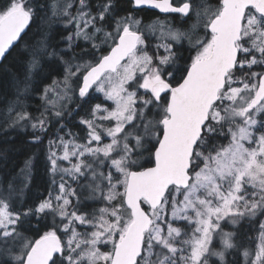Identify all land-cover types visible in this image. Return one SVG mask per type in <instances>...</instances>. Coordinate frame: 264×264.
<instances>
[{
  "label": "rangeland",
  "instance_id": "374dc122",
  "mask_svg": "<svg viewBox=\"0 0 264 264\" xmlns=\"http://www.w3.org/2000/svg\"><path fill=\"white\" fill-rule=\"evenodd\" d=\"M56 3L62 10L61 21L69 27L68 49L78 42L95 44L98 36L105 42L113 31L138 27L140 22L128 15L118 27L114 24L112 30H106L98 26L88 0ZM13 7L22 4L16 2ZM210 13L194 12V31L200 27L201 17ZM157 27L162 30L157 33L161 41L154 53L148 50L151 44L141 38L139 49L116 72L104 74L87 96L78 91L76 81L93 62L86 66L85 59L66 62L63 74L42 94L43 110L28 120L38 132L50 131L48 159L56 184L54 190L48 188L37 211L52 213L63 233L69 264L111 263L114 247L132 218L124 200L127 177L143 161L150 143L157 141L166 114L162 102L148 95V83L165 74L174 59V43L186 39L194 45L192 60L211 47L203 34L194 37L185 30L167 29L161 22ZM239 48L249 58L254 50L264 51V19L254 11L246 15ZM257 76L227 77L208 126L209 135L219 137L211 145L208 139L200 144L187 187H175L157 208L148 207L152 224L140 264H211L212 258L231 248L242 221L254 224L257 232L254 264L264 259V101L255 108L251 105ZM76 110L79 116L75 120L83 133L64 123ZM87 200L93 201L90 211L79 212ZM18 220L7 199L0 200V254L7 238L19 234ZM20 243L16 250L26 248L23 254L7 253L13 252L17 264L23 263L32 246L29 241Z\"/></svg>",
  "mask_w": 264,
  "mask_h": 264
},
{
  "label": "trees",
  "instance_id": "16d2710c",
  "mask_svg": "<svg viewBox=\"0 0 264 264\" xmlns=\"http://www.w3.org/2000/svg\"><path fill=\"white\" fill-rule=\"evenodd\" d=\"M189 1L192 8L186 19H180L179 15L172 13L162 14L146 7L136 8L131 0H88V5L91 13L97 17L98 26L106 30H112L114 24L119 25L120 21H123L128 15L136 20L140 19L138 27L133 25L132 29L141 32L142 39L151 44L148 50L154 53L153 48L157 49L156 43L161 41L157 34L160 32L157 30L159 22L167 29L185 30L194 37L202 34L207 37V34L210 33L208 30L209 21L219 13L222 6L221 0ZM16 2L22 4V7L28 12L29 24L19 42L0 63V200L7 199L9 209L19 215L16 226L19 234L16 237L7 238L5 251L0 254V264H17L13 259V252L10 253L12 255L7 253L9 250H14L18 254H23L26 248L21 252L16 250L17 246L21 244V240L33 244L42 234L51 231L58 232L62 242L64 240L62 231L53 221L52 213L44 214L37 211L48 188L54 190L56 184L54 172L48 159L47 143L50 140V131L40 133L31 128L28 120L43 110L42 94L55 78L63 74L66 62L77 58L85 59L84 66L88 62L94 63L102 53L107 51L110 44L108 41H111L109 37L104 42L98 36L95 44L78 42L72 46V49H68L66 39L70 31L69 27L61 21L62 10L56 0H0V17L14 8L13 4ZM197 10L207 13L210 11L211 13L210 16L203 15L201 17V25L194 31L193 28L197 21H195L196 15L193 16V14ZM249 11L256 13L252 7L247 9V14ZM259 16L264 19L261 15ZM121 31L122 29L113 31V35L117 36ZM194 49L195 46L186 39L175 43L174 59L171 64L174 63V67L177 68V71L179 70L180 78L183 77L192 61ZM248 56L247 51L239 50V64L230 71L229 75L232 74L238 79L242 76L250 78L252 73L258 75L262 73L264 51H252V56L255 58L251 63H246L248 59L252 58V56L250 58ZM82 73L80 72V74ZM149 96L151 95L149 94ZM98 100L103 102L101 98ZM86 108L87 105L83 103V115L85 116ZM78 113L79 110L77 112L79 116ZM78 116L75 118L74 115L73 121H76ZM209 123L210 120L206 124L199 146L207 139L211 145L212 141L219 137L216 133L209 135ZM50 128L52 127L50 126ZM70 128L78 133L84 132V128L77 123H74V126ZM156 142H149L150 146L146 148L147 155L140 164L134 165L132 169L142 168L153 163V149ZM174 188L171 187L168 194ZM92 203L93 201H84L78 211H90L89 207ZM143 205L148 209L145 202ZM256 233L254 224L242 221L235 231L231 248L221 257L212 258L211 264H254ZM63 246V253L57 255L51 264H69L65 259L67 251L64 242ZM22 257L23 255L20 256V258ZM140 260L138 264H140ZM260 264H264V259Z\"/></svg>",
  "mask_w": 264,
  "mask_h": 264
},
{
  "label": "water",
  "instance_id": "95a60500",
  "mask_svg": "<svg viewBox=\"0 0 264 264\" xmlns=\"http://www.w3.org/2000/svg\"><path fill=\"white\" fill-rule=\"evenodd\" d=\"M136 8L146 7L160 13H180L187 16L190 2L181 5L173 0H131ZM248 7L264 16V0H222V8L209 23L214 33L208 54L195 60L182 81L172 88L168 102V116L162 118L163 131L154 149V162L132 170L126 181L124 200L132 219L117 241L110 264H137L144 253L146 232L152 216L143 206L157 208L170 187L185 188L192 174V157L204 132L212 106L226 84L229 71L236 66L242 38L243 22ZM29 24L23 7H16L0 17V63L19 42ZM140 33L123 31L117 42L98 62L89 67L83 77L81 92L86 93L106 71H115L138 47ZM171 86L156 80L151 89L159 95ZM264 100V72L259 77L252 107ZM63 253V243L57 233L39 237L28 251L23 264H51Z\"/></svg>",
  "mask_w": 264,
  "mask_h": 264
},
{
  "label": "flooded vegetation",
  "instance_id": "af4514ba",
  "mask_svg": "<svg viewBox=\"0 0 264 264\" xmlns=\"http://www.w3.org/2000/svg\"><path fill=\"white\" fill-rule=\"evenodd\" d=\"M188 2H189V0H187ZM187 1H185V2H187ZM173 2L175 3V4H177V5H181V4H183V3H185V2H182V3H180V2H177L176 0L174 1L173 0ZM191 4V3H190ZM191 8H192V4H191ZM172 14H176V15H179L180 16V19H186V17L189 15H187V16H183L182 14H180V13H172ZM128 30H133L132 28H130V29H128ZM208 30H209V25H208ZM123 31H127V30H122L120 33H122ZM209 32L210 33H208L207 34V41L209 42L210 41V46L212 45V41H213V37H214V33H212L210 30H209ZM119 33V34H120ZM139 33H140V35H141V32L139 31ZM119 34L117 35V36H115V35H113L112 34V36L110 37L111 38V41H108V43H110L109 44V46H108V49H107V51L106 52H104V53H102L99 57H98V59H96V61L93 63V64H95L96 62H98L99 61V59L101 58V56H103L105 53H107L108 52V50L117 42V38H118V36H119ZM206 36V35H205ZM141 38H142V35H141ZM166 41H170V39H167ZM106 42V41H105ZM86 45V44H85ZM174 45H175V43H174ZM174 48V47H173ZM211 48V47H210ZM210 50V49H209ZM208 54V52L206 53V54H204V55H202V56H200V57H198V58H196V59H194V60H192L190 63H189V65H188V68H187V70L189 69V67H190V65L195 61V60H197V59H199V58H202V57H204V56H206ZM129 57H130V55H129ZM129 57L124 61V62H122L121 64H119V66L117 67V69L115 70V71H106L105 73H103V75L100 77V79L95 83V84H93L92 85V87L89 89V91L88 92H86V93H83V92H81V90H80V88H81V85H82V82H83V77H84V74H85V72H86V70H85V72H83L78 78H77V81H76V86L78 87V91H80V93L81 94H84V95H89V94H92L93 92V88H94V86L102 79V77L104 76V74H106V73H108V74H111V73H114V72H116L118 69H119V67H121L128 59H129ZM192 58H193V56H192ZM254 58V56H252V59ZM239 63V62H238ZM92 64V65H93ZM170 64V65H169ZM168 65H167V68H166V70H165V74H163V73H161L159 76L157 75L155 78H153L152 79V81H150L149 83H148V86H147V93H148V95L150 94L154 99H156V100H160L161 102H162V104H163V106H164V108H165V110H166V114H165V116L164 117H167L168 116V102H169V97H170V93H171V91H172V88L174 87V86H176V85H178L181 81H182V79L185 77V75H186V73H187V70H186V72L184 73V75H183V77L182 78H180V75H179V70L177 71V68L176 67H174V63L173 64H171V63H169ZM91 65V66H92ZM262 72H264V70L262 71ZM261 74V73H260ZM260 74L258 75V77H257V79H258V81H259V77H260ZM65 75V74H64ZM156 80H163V81H166V82H168L169 84H170V86H171V88L170 89H168L167 91H165V92H163V93H161V94H159V95H156L153 91H152V89H151V85L156 81ZM220 93H221V91H220ZM98 99V98H97ZM219 99H220V94H219ZM218 99V101L214 104L215 106L218 104V102L220 101ZM79 103V102H78ZM78 106V105H77ZM214 106V107H215ZM77 112H78V110H76L75 111V118H77ZM74 115H71L69 118H67L66 120H65V124H66V126H74V123H77L78 125H80V123H79V121H73V116ZM163 117V118H164ZM81 127V126H80ZM162 131H163V126H162V124L160 125V130H159V139H160V137H161V134H162ZM199 147V145L197 146V148Z\"/></svg>",
  "mask_w": 264,
  "mask_h": 264
}]
</instances>
